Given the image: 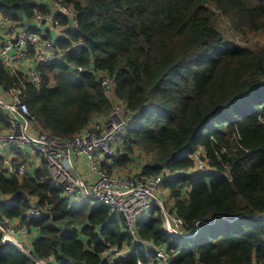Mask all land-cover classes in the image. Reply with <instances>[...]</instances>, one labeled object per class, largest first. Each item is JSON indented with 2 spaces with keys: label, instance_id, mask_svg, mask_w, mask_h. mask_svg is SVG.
Wrapping results in <instances>:
<instances>
[{
  "label": "trees",
  "instance_id": "16d2710c",
  "mask_svg": "<svg viewBox=\"0 0 264 264\" xmlns=\"http://www.w3.org/2000/svg\"><path fill=\"white\" fill-rule=\"evenodd\" d=\"M64 2L77 26L57 38L62 56L38 65L42 85L27 83L24 94L37 125L67 138L109 115L112 101L99 78L107 73L112 96L136 112L120 137V161L137 147L152 159L136 177L168 169L167 208L186 233L197 227L191 237L172 236L154 208L137 221L138 238L162 247L170 264H264V122L257 118L264 114V47L228 40L214 25L221 12L239 32L264 33V0ZM35 11L47 9L36 0H0V13L13 22H27ZM78 40L84 46L73 47ZM12 81L0 61V84ZM1 126L7 115L0 109ZM197 150L208 172L192 171ZM43 165L21 180L0 171V223L19 218L38 230L32 255L46 264H107L101 252L118 244L132 246L118 264L148 261L123 218L104 204L72 202ZM32 204L48 213L28 216ZM0 264L37 263L2 243L0 233Z\"/></svg>",
  "mask_w": 264,
  "mask_h": 264
},
{
  "label": "built area",
  "instance_id": "2783aa9c",
  "mask_svg": "<svg viewBox=\"0 0 264 264\" xmlns=\"http://www.w3.org/2000/svg\"><path fill=\"white\" fill-rule=\"evenodd\" d=\"M36 2L44 6L47 12L35 11L32 19L27 22H13L0 13V61L13 78L7 88L0 84V109L7 115V126L0 128V148L7 145L20 150H31L45 162L53 181L72 202L104 204L111 212L123 218L134 241L142 243L147 249L148 261L138 259L136 264H170L162 247L138 238L137 221L152 209L158 208L162 214L163 228L172 236L191 237L197 233V227L192 233H186L182 218L169 212L162 195L163 181L170 175L168 169L150 177L120 175L107 170L116 165L118 154L115 144L136 115L124 102L112 96L113 78L104 72L99 74L101 86L112 101L110 123L93 121L89 127L71 137H55L40 128L35 115L24 101L27 83L36 88L42 85L38 65L60 58L64 53L56 46L57 38L66 36L67 29L77 26L74 10L64 0ZM57 14L66 17L67 24H63ZM40 29L49 30L51 35L45 36ZM77 46H84L83 41L74 42L73 47ZM78 70L85 69L78 67ZM87 70L93 71L92 68ZM257 118L264 122V114L259 113ZM190 158L192 171L210 170L202 150L195 151ZM78 159L86 161L94 173L92 180L84 179L75 172ZM33 169L31 165H20L13 168V173L24 177L32 174ZM48 210L49 207L32 204L27 215L40 216L47 214ZM0 233L2 243L15 245L37 264H46L25 248L26 241L31 237V230L27 225L21 222L0 223ZM129 252L125 246L113 244L101 252V257L107 264H118Z\"/></svg>",
  "mask_w": 264,
  "mask_h": 264
},
{
  "label": "crops",
  "instance_id": "0c3cea01",
  "mask_svg": "<svg viewBox=\"0 0 264 264\" xmlns=\"http://www.w3.org/2000/svg\"><path fill=\"white\" fill-rule=\"evenodd\" d=\"M40 32L44 34L45 36L51 35V32L49 30L40 29ZM94 120L95 121L98 120L105 124H109L111 121V113L109 115L96 116ZM3 127H6V126H1V128ZM122 142H123L122 139L119 138L115 144V148H116V151L119 157L118 162L116 163L114 167L108 168L107 170L110 172L116 173V174H120V175H128V176L139 175L142 171L143 166L151 161L152 156L142 151L141 149L134 147V151L132 154H130L129 160L127 162L122 163L120 161V157L123 154V150H122L123 143ZM0 159L2 160V165H0V171L3 170L8 175L15 176L19 180H21L23 177H18L16 174L13 173L14 167H17L20 165H31L34 168L32 170V173H34L36 169L39 170L43 168L44 166L43 161H41L31 150L29 149L20 150V149L10 147L7 145L0 148ZM6 162H8L10 165H8ZM75 172L79 176L87 180H92L94 178V173L87 166L86 161L84 159H78L76 163ZM162 193L164 194L163 196L166 199L168 206H172L173 201L169 198L168 190L163 189ZM33 201H36V200L33 199ZM3 222L4 224L19 223L21 222V220L19 218H15L12 220L5 219ZM30 230H31V237L29 238L28 241H26V244H25V248L28 251L32 249V243L35 240V238L39 236L38 230L36 229H30ZM125 248L128 249V251L130 252L132 251V246L125 245ZM145 251H147L146 248H145Z\"/></svg>",
  "mask_w": 264,
  "mask_h": 264
},
{
  "label": "rangeland",
  "instance_id": "374dc122",
  "mask_svg": "<svg viewBox=\"0 0 264 264\" xmlns=\"http://www.w3.org/2000/svg\"><path fill=\"white\" fill-rule=\"evenodd\" d=\"M212 7L214 8V5H212ZM214 25L228 40L240 43L250 48L264 47L263 32H239L234 28L230 19L221 12L217 13Z\"/></svg>",
  "mask_w": 264,
  "mask_h": 264
}]
</instances>
